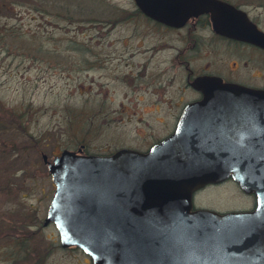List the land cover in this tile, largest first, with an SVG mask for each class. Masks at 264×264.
I'll use <instances>...</instances> for the list:
<instances>
[{
  "label": "water",
  "instance_id": "obj_1",
  "mask_svg": "<svg viewBox=\"0 0 264 264\" xmlns=\"http://www.w3.org/2000/svg\"><path fill=\"white\" fill-rule=\"evenodd\" d=\"M135 1L175 26L211 13L219 33L264 47V32L232 3ZM201 85L202 101L147 154L43 155L55 185L43 224L55 225L62 248L93 264H264V90L213 78ZM229 177L256 195L253 211L193 209L195 191Z\"/></svg>",
  "mask_w": 264,
  "mask_h": 264
},
{
  "label": "rangeland",
  "instance_id": "obj_2",
  "mask_svg": "<svg viewBox=\"0 0 264 264\" xmlns=\"http://www.w3.org/2000/svg\"><path fill=\"white\" fill-rule=\"evenodd\" d=\"M235 1L264 28V0ZM105 4L129 13L133 1L0 0V264L91 260L80 249L62 248L55 225L43 224L55 191L43 154L52 159L81 144L111 152L143 144L161 129L150 101L159 83L171 88L169 79L178 75L173 60L164 59L165 72H159L162 56L150 60L141 80L136 74L146 59L95 54L168 47L163 55L171 57L178 35L141 25L139 35L127 26L101 38L96 20ZM123 35H130L124 43ZM201 196L220 208L243 202L230 185Z\"/></svg>",
  "mask_w": 264,
  "mask_h": 264
},
{
  "label": "flooded vegetation",
  "instance_id": "obj_3",
  "mask_svg": "<svg viewBox=\"0 0 264 264\" xmlns=\"http://www.w3.org/2000/svg\"><path fill=\"white\" fill-rule=\"evenodd\" d=\"M132 1L133 6L129 13L125 8L114 9L113 5H103L99 10V17L96 20V25L100 28V31H104L99 34L100 37L104 38L112 35L127 26H130V30L133 31L132 35H139L141 34V25L161 30L162 34L176 32L178 35V40L176 41L178 43L174 47L172 56L166 57L163 55L164 50L162 49L168 47L158 48L157 50H132L131 48L133 47L128 50L117 51H105L102 49L95 56L98 60L113 55L120 59H146V65L142 67L141 72L136 74L137 76H143L141 80H147L146 73L150 66V60L162 56L163 59L159 63V72H165L166 70V65L164 64L166 63L165 58L173 60V64L178 68V75L175 73L169 79V87L173 89H167L166 85L161 87V83H159L158 88L154 90L156 99L150 101L156 107L154 114L150 117L159 123L161 129L155 132L159 134L151 133L153 135L148 137L143 144L141 142L134 146H123L111 152L92 153L85 144H81L76 149L72 148L69 150L78 151L82 148L83 154L91 155H112L121 149H131L143 154L149 153L153 147L160 144L177 130L182 114L189 104L202 101L204 94L200 89L202 87L201 83L208 78L218 79L226 84L264 90V47L219 33L214 28L211 13L202 12L190 15L183 24L175 26L146 15L139 8L136 1ZM222 1L232 3L238 9L245 11L258 29L264 32V28L260 22L251 17L249 10L243 4H239L235 0ZM129 36L127 35L126 37L128 38ZM127 38H124L123 35L120 37V41L124 43ZM100 45H102V41ZM108 46L110 47L111 44L109 43ZM79 54H86V51L79 52ZM126 65L128 66V64ZM129 65H134V63H129ZM178 81L179 84H177ZM166 92L167 96L163 99ZM168 92L170 93L169 95ZM216 126L222 128L221 124H217ZM61 152L56 155H59ZM227 185H230L236 191L237 196L242 199V203L220 208V206L209 203L206 198L201 196L212 188ZM192 202L194 210L209 209L219 213L253 211L257 206L256 195L245 192L232 177L221 183L208 184L195 191ZM88 264H93V262L88 259Z\"/></svg>",
  "mask_w": 264,
  "mask_h": 264
},
{
  "label": "trees",
  "instance_id": "obj_4",
  "mask_svg": "<svg viewBox=\"0 0 264 264\" xmlns=\"http://www.w3.org/2000/svg\"><path fill=\"white\" fill-rule=\"evenodd\" d=\"M240 4V3H239ZM5 188V187H4Z\"/></svg>",
  "mask_w": 264,
  "mask_h": 264
}]
</instances>
